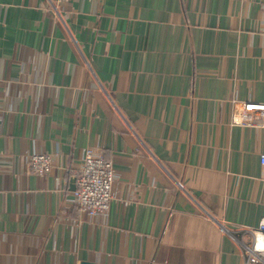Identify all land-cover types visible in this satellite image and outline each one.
I'll return each mask as SVG.
<instances>
[{"label":"crops","instance_id":"crops-1","mask_svg":"<svg viewBox=\"0 0 264 264\" xmlns=\"http://www.w3.org/2000/svg\"><path fill=\"white\" fill-rule=\"evenodd\" d=\"M264 0H0V264H241L263 213ZM112 161L104 214L71 201ZM50 153L52 170L28 169ZM178 183L180 187H178Z\"/></svg>","mask_w":264,"mask_h":264},{"label":"built area","instance_id":"built-area-1","mask_svg":"<svg viewBox=\"0 0 264 264\" xmlns=\"http://www.w3.org/2000/svg\"><path fill=\"white\" fill-rule=\"evenodd\" d=\"M69 0H46L49 9L61 17L62 4ZM239 123L264 126V102L246 100L241 102ZM264 166V152L259 153ZM28 169L37 174L49 173L54 165L50 153L34 152L27 156ZM112 161L93 147L83 151L80 166L74 177L71 201L80 211L88 214H104L109 208L114 181ZM178 187L180 184L178 183ZM225 233L234 241L241 255V264H264V197L263 213L255 226H223Z\"/></svg>","mask_w":264,"mask_h":264},{"label":"water","instance_id":"water-1","mask_svg":"<svg viewBox=\"0 0 264 264\" xmlns=\"http://www.w3.org/2000/svg\"><path fill=\"white\" fill-rule=\"evenodd\" d=\"M80 264H103L95 261L82 260Z\"/></svg>","mask_w":264,"mask_h":264}]
</instances>
